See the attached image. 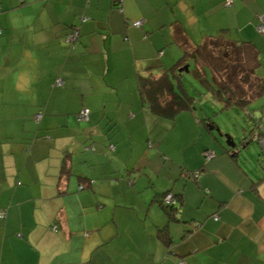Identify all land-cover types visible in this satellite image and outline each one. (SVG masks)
Listing matches in <instances>:
<instances>
[{
	"label": "crops",
	"instance_id": "0c3cea01",
	"mask_svg": "<svg viewBox=\"0 0 264 264\" xmlns=\"http://www.w3.org/2000/svg\"><path fill=\"white\" fill-rule=\"evenodd\" d=\"M225 1L0 0V264H264L249 137L227 132L233 149L196 107L161 118L138 86L183 57L178 25L192 43L251 42L264 77V0ZM253 102L255 135L264 94Z\"/></svg>",
	"mask_w": 264,
	"mask_h": 264
},
{
	"label": "trees",
	"instance_id": "16d2710c",
	"mask_svg": "<svg viewBox=\"0 0 264 264\" xmlns=\"http://www.w3.org/2000/svg\"><path fill=\"white\" fill-rule=\"evenodd\" d=\"M178 26L176 39L184 49L180 61L170 68L161 69L159 75L151 71L138 74L139 90L148 110L161 118L173 120L180 112L195 109L196 98L185 88L178 89L174 81L177 78L179 86H182L183 71L180 72L179 68L187 64L189 58L196 62V69L193 70L195 77L210 87L214 98L221 101L225 108H247L252 100L264 94V77L258 73L261 61L255 45L233 40L225 34L207 36L201 43H192L185 29ZM207 68L211 70L212 82L209 81ZM262 136L264 137V131L258 134V137L263 138ZM69 173L70 167L65 160L61 177H67ZM176 203L165 205L169 219L177 218ZM5 217L6 212L3 218ZM159 235L167 240L166 228H161Z\"/></svg>",
	"mask_w": 264,
	"mask_h": 264
},
{
	"label": "rangeland",
	"instance_id": "374dc122",
	"mask_svg": "<svg viewBox=\"0 0 264 264\" xmlns=\"http://www.w3.org/2000/svg\"><path fill=\"white\" fill-rule=\"evenodd\" d=\"M220 30L221 29H216L213 34L220 35ZM187 64H189V70L182 72V86H179L177 78H174V81L178 89L181 90L182 88H185L190 95L196 98L195 106L198 115L201 117L209 115L212 120L218 123L219 126L216 130V134L218 135V138L223 139L226 144L227 132H231V134H238L240 132L245 137H249V141L247 142L251 144L249 152L252 153V155H259L257 156L259 159H264V149L261 143L256 139L258 132L255 135L252 133L255 125L249 112L251 111L252 113H255V111H252L255 110L253 108V104L255 103L253 102L247 108L238 106L225 108L221 101L214 98L210 87L203 84L195 77L193 73V70L196 69L195 60L189 58ZM164 68H170V66ZM206 71L209 81L212 82L211 70L207 68ZM243 147L245 146L243 145Z\"/></svg>",
	"mask_w": 264,
	"mask_h": 264
},
{
	"label": "built area",
	"instance_id": "2783aa9c",
	"mask_svg": "<svg viewBox=\"0 0 264 264\" xmlns=\"http://www.w3.org/2000/svg\"><path fill=\"white\" fill-rule=\"evenodd\" d=\"M233 3L232 0H226L225 1V5L229 6ZM136 26H141L142 25V21L138 20L134 23ZM257 29L260 33H264V14H260L259 15V24L257 25ZM0 33H1V27H0ZM79 37V30L74 28L71 33L69 34V39L71 41H75L77 38ZM58 84H64V80L62 78H59L57 80ZM89 113L90 111L87 108H84L83 110H81V112L79 113V118L81 120H88L89 119ZM41 115H39L40 117ZM112 149L114 148L113 146L111 147ZM264 152V150H263ZM206 154L211 157L213 155V153L211 151H207ZM165 202L168 204H175L176 203V199L175 196L172 193H167L165 196ZM5 216V212H1L0 213V218H3ZM216 219H218V216L215 217ZM180 264H183V262L181 261Z\"/></svg>",
	"mask_w": 264,
	"mask_h": 264
},
{
	"label": "water",
	"instance_id": "95a60500",
	"mask_svg": "<svg viewBox=\"0 0 264 264\" xmlns=\"http://www.w3.org/2000/svg\"><path fill=\"white\" fill-rule=\"evenodd\" d=\"M189 70V64H186V65H184V66H182V67H180L179 68V71L180 72H182V71H188ZM257 137H258V135H257ZM260 137H258V141L260 142L261 141V143L263 144V146H264V138H260ZM257 139V138H256ZM227 143H228V145L229 146H231L233 149H235L236 147H237V142H235V141H230L229 140V138H227ZM241 148H245V147H241Z\"/></svg>",
	"mask_w": 264,
	"mask_h": 264
}]
</instances>
